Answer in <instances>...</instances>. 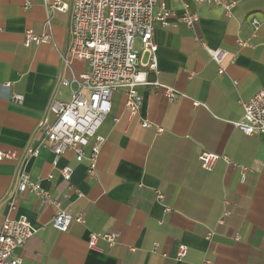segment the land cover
Returning a JSON list of instances; mask_svg holds the SVG:
<instances>
[{
    "label": "crops",
    "instance_id": "crops-1",
    "mask_svg": "<svg viewBox=\"0 0 264 264\" xmlns=\"http://www.w3.org/2000/svg\"><path fill=\"white\" fill-rule=\"evenodd\" d=\"M59 1L68 8L73 2ZM166 2L180 13L175 0ZM189 10L198 15L192 29L176 18L155 30L157 73L141 70L146 84L138 88V114L129 117L122 91L112 94L91 179L72 152L53 165L39 129L54 120L47 108L58 80L88 71L87 63L67 54L69 11L51 14L50 43L26 48V31H45L43 0H0V151L20 155L28 145L37 147L38 156L26 164L31 180L71 216L83 218L60 233L51 225L53 210L29 192L16 195L10 212L4 200L15 184L17 163L1 161L0 230L7 216L25 217L37 230L16 251L24 264H264V137L245 135L235 126L243 114L239 101L264 90V0H242L231 17L191 1ZM252 18L260 22L255 36ZM239 39L251 46L239 48ZM205 47L226 52L222 75ZM155 82L183 97L169 102L150 85ZM12 95L22 96V103L10 101ZM142 121L153 128H142ZM202 152L247 168L244 182L239 169L223 160L203 171L197 161ZM66 166L72 169L68 181L60 173ZM155 191L162 193L161 202ZM225 210L230 215L218 224ZM209 231L214 232L210 241ZM107 232L119 233L116 245L109 248L99 240L96 249L88 248L90 233ZM180 246L187 253L177 260Z\"/></svg>",
    "mask_w": 264,
    "mask_h": 264
},
{
    "label": "built area",
    "instance_id": "built-area-1",
    "mask_svg": "<svg viewBox=\"0 0 264 264\" xmlns=\"http://www.w3.org/2000/svg\"><path fill=\"white\" fill-rule=\"evenodd\" d=\"M190 1L219 7L227 17H231L233 10L242 0H175L179 14L168 7L166 0H73L70 8L59 0H43L48 10L45 31L40 34L26 31L23 35V46L29 48L32 45L50 43L51 14L69 11L67 54L71 59L83 61L88 66V71L80 73L77 79L67 80L61 77L58 80L47 108V112L53 115L54 120L51 124L43 123L39 128L53 155V165L60 156L72 152L75 162L86 164L87 177L91 179L96 177L98 154L104 141L98 135V131L110 113L112 94L122 91L125 96V110L129 117L133 118L138 114L142 104L138 88L146 84L141 70L157 73V46L153 40L155 30L157 27H169L176 18L188 29H192L198 21V15L189 10ZM29 7L30 3L27 2L23 9L27 10ZM259 24L256 18L251 19L253 36ZM236 44L239 48L251 46L249 40L242 39L237 40ZM205 50L218 66V74L222 75L226 52L207 47ZM143 56L147 57L144 63ZM62 60L64 67L68 68L70 62L66 57ZM150 85L161 89L169 102H175L183 97L171 87L156 82ZM64 91L70 94L68 99H64ZM10 101L21 104L23 97L12 95ZM239 105L243 114L235 123L236 128L245 135L260 134L264 137V90L258 91L248 101L240 100ZM141 127L149 129L153 128V125L142 121ZM154 128L157 134L163 132L161 127ZM38 152V148L31 145H28L20 155L11 151H0V162L17 163L15 184L8 191L4 202L7 203L9 211L13 212L17 194L27 192L34 194L41 206L53 210L52 227L64 233L73 222L83 223V218L81 215L71 216L61 208L59 201L51 193L41 187L40 183L31 180L26 171V164L30 159L37 157ZM219 160L239 169L241 182H244L247 168L209 152H202L197 157L201 169L205 172L212 171ZM262 165L264 166V159ZM60 173L68 181L72 169L66 166ZM155 198L161 202L162 193L155 191ZM165 212L169 213L170 209L165 208ZM229 215L230 213L225 210L218 224H222L223 218ZM36 233L37 230L25 217L7 216L0 230V264H24L16 251L23 248ZM213 236L214 232L209 231L206 240L210 241ZM118 238L117 232L90 233L88 248L96 249L99 240L112 248ZM238 239L237 236L235 240ZM186 253L187 248L180 246L176 255L177 260L183 259ZM202 264L210 262L206 260Z\"/></svg>",
    "mask_w": 264,
    "mask_h": 264
}]
</instances>
